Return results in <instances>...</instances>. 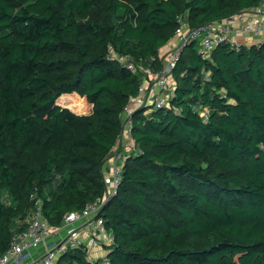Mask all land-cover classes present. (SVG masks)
<instances>
[{
    "label": "trees",
    "instance_id": "1",
    "mask_svg": "<svg viewBox=\"0 0 264 264\" xmlns=\"http://www.w3.org/2000/svg\"><path fill=\"white\" fill-rule=\"evenodd\" d=\"M259 1L0 0V255L32 193L52 227L102 194L144 78L108 46L160 70L178 16L194 28ZM198 48L181 51L167 107L133 110L136 152L100 214L109 264H264V44ZM59 264L101 263L76 249Z\"/></svg>",
    "mask_w": 264,
    "mask_h": 264
},
{
    "label": "built area",
    "instance_id": "2",
    "mask_svg": "<svg viewBox=\"0 0 264 264\" xmlns=\"http://www.w3.org/2000/svg\"><path fill=\"white\" fill-rule=\"evenodd\" d=\"M178 29L167 44L162 56L161 69L151 65L136 64L130 57L118 55L108 46V59H111L131 73H141L143 82L138 95L131 97L121 113V132L113 152L101 166L104 190L101 195L87 202L80 211L66 214L58 227H52L42 216V203L35 193L30 195L31 210L25 220L24 228L12 229L7 249L0 255V264H59L60 258L67 252L81 249L90 262L109 264L108 248L113 243L111 232L106 231L100 217L105 205L116 195L121 181V167L125 159L136 152L131 139V115L134 109H162L168 106L175 87L172 70L179 59L184 46L198 41V53L204 60L211 59L212 51L220 44L234 50L241 46L264 44V0L250 8L241 10L229 18L207 22L190 28L182 16L176 18ZM254 42L248 45L246 39ZM204 80L209 73H203ZM204 121L206 112L195 107ZM125 150V151H124ZM124 151V152H123ZM40 247L39 255H33ZM102 249L98 259L91 257V249Z\"/></svg>",
    "mask_w": 264,
    "mask_h": 264
},
{
    "label": "crops",
    "instance_id": "3",
    "mask_svg": "<svg viewBox=\"0 0 264 264\" xmlns=\"http://www.w3.org/2000/svg\"><path fill=\"white\" fill-rule=\"evenodd\" d=\"M247 40V44L248 45H250V44H252L254 41L253 40H251V39H246ZM168 48H167V45L165 46V47H163L162 49H160L159 50V54H160V56L162 57V56H164V54H165V52H166V50H167ZM125 151V150H124ZM123 151V152H124ZM41 250L42 249H40V247L38 248V249H36L35 251H32V254L33 255H39V253L41 252ZM102 255V249H98V248H92L91 249V257L93 258V259H98L100 256Z\"/></svg>",
    "mask_w": 264,
    "mask_h": 264
},
{
    "label": "rangeland",
    "instance_id": "4",
    "mask_svg": "<svg viewBox=\"0 0 264 264\" xmlns=\"http://www.w3.org/2000/svg\"><path fill=\"white\" fill-rule=\"evenodd\" d=\"M73 100H75V99H73ZM73 100H72L71 104H73V105H74L75 103H74V101H73ZM80 102H82V101H81V100H79V101H78V102H76V103H80ZM71 104H70V105H71ZM85 106H86V105H85ZM78 108L80 109V108H81V106H78ZM73 110H75V109H73ZM76 111H77V110H76ZM84 111H85L84 109H83V110H78V112H77V113H81V112H84Z\"/></svg>",
    "mask_w": 264,
    "mask_h": 264
}]
</instances>
